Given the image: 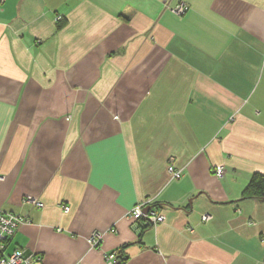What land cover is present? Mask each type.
<instances>
[{
    "label": "crops",
    "instance_id": "0c3cea01",
    "mask_svg": "<svg viewBox=\"0 0 264 264\" xmlns=\"http://www.w3.org/2000/svg\"><path fill=\"white\" fill-rule=\"evenodd\" d=\"M254 173L264 0H0V209L24 219L7 252L264 264ZM138 204L164 220L134 219Z\"/></svg>",
    "mask_w": 264,
    "mask_h": 264
},
{
    "label": "built area",
    "instance_id": "2783aa9c",
    "mask_svg": "<svg viewBox=\"0 0 264 264\" xmlns=\"http://www.w3.org/2000/svg\"><path fill=\"white\" fill-rule=\"evenodd\" d=\"M188 9V6L181 2L172 11L176 14H182ZM56 18V20H58ZM169 171L172 172L174 177L180 175V171H174L172 166H169ZM216 176L221 177L223 174V167L218 166L214 169ZM30 200V199H28ZM37 207H42L43 204L39 200L31 201ZM145 204L135 205L129 212L130 215L136 220H143L146 225H154L164 220V215L153 209H147L144 211ZM62 209L68 211V206L62 205ZM207 216H203L205 220ZM24 219L12 212H7L0 209V264H36L40 261L38 255L27 254L25 251L19 248L13 249L11 252H7V246L10 238L15 233L18 226ZM102 233L100 231H93L88 239L92 247H96L101 239ZM106 261L108 264H121L118 258V252L114 251L106 255Z\"/></svg>",
    "mask_w": 264,
    "mask_h": 264
},
{
    "label": "trees",
    "instance_id": "16d2710c",
    "mask_svg": "<svg viewBox=\"0 0 264 264\" xmlns=\"http://www.w3.org/2000/svg\"><path fill=\"white\" fill-rule=\"evenodd\" d=\"M243 198H264V175L261 173H254L242 193ZM119 262L123 261V257L118 255Z\"/></svg>",
    "mask_w": 264,
    "mask_h": 264
},
{
    "label": "water",
    "instance_id": "95a60500",
    "mask_svg": "<svg viewBox=\"0 0 264 264\" xmlns=\"http://www.w3.org/2000/svg\"><path fill=\"white\" fill-rule=\"evenodd\" d=\"M147 209H149V207H145V208H144V211H146Z\"/></svg>",
    "mask_w": 264,
    "mask_h": 264
}]
</instances>
